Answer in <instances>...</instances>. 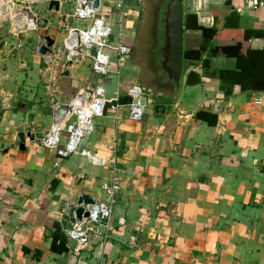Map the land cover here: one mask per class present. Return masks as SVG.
Instances as JSON below:
<instances>
[{"label":"crops","instance_id":"1","mask_svg":"<svg viewBox=\"0 0 264 264\" xmlns=\"http://www.w3.org/2000/svg\"><path fill=\"white\" fill-rule=\"evenodd\" d=\"M183 1L190 59L180 88H157L141 121L113 108L143 83L132 53L111 55L113 77L94 73L85 54L64 61L59 49L82 26L71 3L49 12L48 1L12 0L13 10L0 11V264H264V7ZM98 12L111 43L134 47L141 0H100ZM16 19L29 23L19 29ZM46 36L55 40L47 56ZM97 88L113 102L81 149L105 163L43 146L56 106ZM21 132L36 135L25 150ZM115 151L122 189L109 237L78 247L66 230L81 195L105 199Z\"/></svg>","mask_w":264,"mask_h":264},{"label":"built area","instance_id":"2","mask_svg":"<svg viewBox=\"0 0 264 264\" xmlns=\"http://www.w3.org/2000/svg\"><path fill=\"white\" fill-rule=\"evenodd\" d=\"M11 3L12 0H0ZM33 1V0H30ZM73 5L71 16L80 21L82 26H76L69 30L66 47L71 54H85L92 59L94 73L103 77H113L119 73V69L113 67L111 55L116 53L120 57L130 55L133 47L129 45L116 44L110 41L112 28L106 18L99 14L98 8L94 7V0H66ZM245 6L250 9L264 7V0H244ZM123 2L117 4V8H123ZM90 51V53H88ZM86 91H81L71 101L68 124L60 121L58 116L50 130L42 139V145L55 150L57 155L67 158L72 155H86L93 161L104 164L105 161L85 149H81L82 141L95 129V121L105 115L107 105L113 100L106 98L101 88L92 91L90 99L85 97ZM131 101L125 106L116 103L113 108L121 111L123 107L128 109V117L133 121H141L146 115L147 109L155 101V93L143 83H136L128 90ZM119 98L117 97L116 100ZM59 109V106H56ZM117 119L120 116L116 115ZM119 156L115 151L109 164L112 169V177L104 185L105 199L97 203L99 209L95 210L93 204L85 205L88 216L82 220L76 218L74 224L66 230L68 239L78 247L88 244L94 236L109 237L111 219L114 214L115 203L122 189V173L117 166ZM66 214L70 213L67 204L64 208Z\"/></svg>","mask_w":264,"mask_h":264},{"label":"water","instance_id":"3","mask_svg":"<svg viewBox=\"0 0 264 264\" xmlns=\"http://www.w3.org/2000/svg\"><path fill=\"white\" fill-rule=\"evenodd\" d=\"M48 1V11L53 10L60 11L61 6L66 0H33V3ZM100 6V0H94V7L98 8ZM5 8L7 11L14 9L11 3L2 1L0 3V11ZM37 7L34 5L31 7V11L35 12ZM185 6L183 0H168L163 3L161 10L159 12V29L160 44L153 51V56L155 57V67L157 71V82L158 89L162 90L165 87H169L173 94H177L182 80L183 70H184V40H185ZM17 20L18 28L25 29L29 22H23L19 19ZM36 25V20L32 22ZM31 24V23H30ZM55 45V40L51 37H45V44L41 46L40 53L47 56L51 48ZM66 47V46H65ZM60 48L59 51L64 54V61L69 59V64L77 60V54H71L70 50ZM90 53V51H88ZM64 75H69V71H65ZM148 87V86H147ZM151 90L152 88L149 87ZM92 96V91H86L85 97L90 99ZM159 106L156 110L159 111ZM69 113V108L67 106L59 107L57 111V116L60 121H63ZM20 139V149L25 150L26 138L29 137L31 140L36 139V135L32 132L19 133ZM78 207L76 209V218L82 220L83 216H88L89 213L85 211V205L93 204L94 209L98 210L99 207L94 199L87 194H83L78 199Z\"/></svg>","mask_w":264,"mask_h":264},{"label":"rangeland","instance_id":"4","mask_svg":"<svg viewBox=\"0 0 264 264\" xmlns=\"http://www.w3.org/2000/svg\"><path fill=\"white\" fill-rule=\"evenodd\" d=\"M168 0H141L142 17L138 27V34L134 43L132 56L139 61L142 69V80L146 86L152 88L155 93L158 88L157 71L153 51L160 44L159 12L163 3ZM163 90L170 93L171 89L165 87Z\"/></svg>","mask_w":264,"mask_h":264},{"label":"trees","instance_id":"5","mask_svg":"<svg viewBox=\"0 0 264 264\" xmlns=\"http://www.w3.org/2000/svg\"><path fill=\"white\" fill-rule=\"evenodd\" d=\"M191 16V15H190ZM190 21V20H189ZM190 22H187L186 23V28H190V24H189ZM199 28H201V26L199 27ZM194 56L196 57V58H193V59H199L200 57H201V53L200 52H194ZM190 59V56H189V54H188V52L187 51H184V63L187 61V60H189Z\"/></svg>","mask_w":264,"mask_h":264}]
</instances>
